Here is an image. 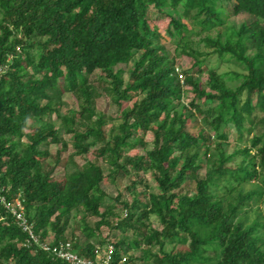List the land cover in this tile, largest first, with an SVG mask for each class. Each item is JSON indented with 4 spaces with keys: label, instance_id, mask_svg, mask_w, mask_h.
Here are the masks:
<instances>
[{
    "label": "trees",
    "instance_id": "obj_1",
    "mask_svg": "<svg viewBox=\"0 0 264 264\" xmlns=\"http://www.w3.org/2000/svg\"><path fill=\"white\" fill-rule=\"evenodd\" d=\"M240 15L254 26L229 21ZM151 16L167 21L168 40ZM178 57L190 67L179 70ZM99 90L118 108L129 102L111 140ZM66 94L78 103L65 129L73 152L52 162ZM137 132L151 143H135ZM93 148L113 157L83 160ZM141 172L157 193H135ZM106 177L126 181L132 199L102 210ZM0 186L42 242L88 260L112 245V264H134L137 244L143 264H264V0H0ZM95 218L119 240L102 238ZM26 237L13 219L0 223V264H69Z\"/></svg>",
    "mask_w": 264,
    "mask_h": 264
},
{
    "label": "rangeland",
    "instance_id": "obj_2",
    "mask_svg": "<svg viewBox=\"0 0 264 264\" xmlns=\"http://www.w3.org/2000/svg\"><path fill=\"white\" fill-rule=\"evenodd\" d=\"M152 24L155 25L159 32L162 33V36L164 39L166 38L168 40V35L164 32V29L166 27L167 21L162 19H157L154 16H151ZM231 23H233L235 26H240L243 22L249 23V26L253 25V21L251 22V19L245 15H240L236 17H231L229 19ZM191 65V61L189 58L186 57H178L177 58V66L178 69H188ZM208 67H217L218 62L217 58L215 56H212L207 61ZM220 72L230 71V70H237L235 66L233 65H222L219 66ZM100 74L96 73L95 75L91 76L90 83L93 85V87L97 89H101L107 84V81L101 77H99ZM206 80L205 76L200 79L201 83H204ZM101 93V98H99L96 101L95 107L98 113L103 114L106 117L105 126L103 127V130L107 136V140H111L112 137L115 134V123L116 119L119 116L120 111L125 109L129 106V102H122L121 107H117L116 105V99L109 98L105 93L102 92V90H99ZM135 99V98H134ZM191 99V93L188 92L186 95V98L184 99V103L187 104ZM78 110V103L75 100V98L70 95L66 94L62 100V104L57 109V113L53 114L52 119L54 121L55 127L58 131V141L57 145H51L47 148L48 150V156L50 161H54L56 159L57 153H60L61 163L66 160V158L73 152L72 146H71V137L66 134L65 129L67 127L72 126V122H70L69 118L72 115L73 111ZM94 122H97V118H94ZM199 129H201V124H198L195 126V122H191L189 124V130L197 134L199 132ZM232 138L235 137V133H231ZM152 141V135L150 133L142 134L137 132L135 137V143L137 144H150ZM232 148H228L226 153H230ZM131 155H144V150L142 147H139L131 152ZM113 155L111 153H106L105 155H100L96 148L91 149V151L83 157V160H89L94 161L98 164L102 163L103 159H111ZM63 168L59 166L55 172L54 176L59 177L63 175ZM204 174V171H201V175ZM139 179L143 181L142 184H138L135 186L134 191L135 193H141V192H147V193H157V188L155 181L152 179V176L150 173H144L141 172L139 174ZM126 182V181H125ZM125 182L122 180L121 177H119L115 183H111L109 179L106 177L104 181L100 185V191L105 196L104 197V207L102 210L106 209L108 205H113V200L120 194L124 199L127 200L132 199V195L127 191ZM257 210V209H256ZM262 214L264 213V207L260 210ZM253 214H251L252 216ZM91 226L99 232L102 238H113L116 237L119 240L120 233L119 232H111L108 228L102 226L100 224V220L95 218L92 220H88ZM150 223L154 229H159L160 226L158 224V221L155 218H151ZM131 232H129V237H131ZM180 247V246H179ZM171 246L167 245L166 250L170 251ZM142 246H139L137 244H134L133 250L131 255L135 258L134 264H143L141 261V253H142ZM157 252V250H153V253ZM159 261V258L154 259L153 263Z\"/></svg>",
    "mask_w": 264,
    "mask_h": 264
},
{
    "label": "built area",
    "instance_id": "obj_3",
    "mask_svg": "<svg viewBox=\"0 0 264 264\" xmlns=\"http://www.w3.org/2000/svg\"><path fill=\"white\" fill-rule=\"evenodd\" d=\"M9 218L13 219L15 225L26 234V246H35L45 252H52L58 260L69 264H112L114 253L112 245L98 249L94 260L78 256L69 243L50 248L48 244L42 242L34 233L33 225L26 217L20 199H15L14 201L7 200L3 188L0 186V223L7 224ZM124 262L125 258L119 261L118 264H124Z\"/></svg>",
    "mask_w": 264,
    "mask_h": 264
}]
</instances>
